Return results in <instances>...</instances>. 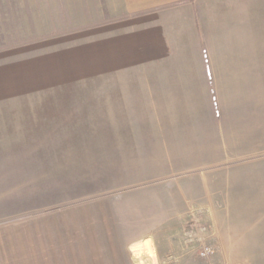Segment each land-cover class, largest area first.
<instances>
[{"label":"crops","instance_id":"0c3cea01","mask_svg":"<svg viewBox=\"0 0 264 264\" xmlns=\"http://www.w3.org/2000/svg\"><path fill=\"white\" fill-rule=\"evenodd\" d=\"M199 219L264 264V0H0V264H196Z\"/></svg>","mask_w":264,"mask_h":264},{"label":"rangeland","instance_id":"374dc122","mask_svg":"<svg viewBox=\"0 0 264 264\" xmlns=\"http://www.w3.org/2000/svg\"><path fill=\"white\" fill-rule=\"evenodd\" d=\"M18 35L17 33L13 36H5V40L4 43L1 44L2 46L5 45H11L14 41H20V40H25V37H18L16 36ZM180 179H170L168 181H160V182H154V183H144L143 184V188L141 189H145L144 191H150L152 189L155 188H173L174 184L176 182H178ZM121 196L120 195H100V196H94V197H90V196H82L79 197V202L80 203H76L77 206H86V205H90V204H95V203H103V202H107L109 200H118ZM153 198V196H150V199ZM152 201V202H151ZM151 204H156L155 201L151 200ZM150 204V203H149ZM65 211H70V207H66V206H59L56 209H53V214L52 217L55 215H58L62 217L63 213ZM196 217H202L203 213L201 212H194ZM202 227H205V230H202ZM183 233V237L185 241H188L191 245H195V252H196V257H195V263L196 264H225L223 261L220 260H216L214 258V252H213V256L210 259V263L205 262L204 260H202L199 256V250L200 247L203 243L209 244L212 247V244L210 242V238H211V229L210 226L208 225L207 222H205V220L203 219H199V222H190L188 224L187 227H185L184 229H182ZM213 248V247H212ZM214 251V250H213Z\"/></svg>","mask_w":264,"mask_h":264},{"label":"built area","instance_id":"2783aa9c","mask_svg":"<svg viewBox=\"0 0 264 264\" xmlns=\"http://www.w3.org/2000/svg\"><path fill=\"white\" fill-rule=\"evenodd\" d=\"M205 229V227H202V230ZM213 252V248L209 244L203 243L199 250V256L205 262L210 263L209 261L213 256Z\"/></svg>","mask_w":264,"mask_h":264}]
</instances>
